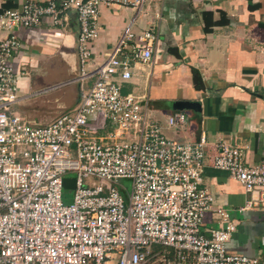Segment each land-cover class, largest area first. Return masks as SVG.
<instances>
[{"label": "built area", "instance_id": "2783aa9c", "mask_svg": "<svg viewBox=\"0 0 264 264\" xmlns=\"http://www.w3.org/2000/svg\"><path fill=\"white\" fill-rule=\"evenodd\" d=\"M117 1L26 0L0 11V29L8 32L0 39V264H264L229 252L237 224L201 187L210 162L258 191L264 205V160L247 163L244 146L225 140L210 155L205 133L196 141L163 133L149 113V98L123 87L133 62L147 63L153 55L151 43L124 52L134 36L131 24L105 60L94 61L95 79L74 112L38 122L16 109L21 72L12 56L21 42L15 29L40 25L45 15L62 24L76 9L86 77L100 8ZM145 1L132 4L141 8ZM154 37L147 30L137 38ZM185 121L184 112L169 116L171 126ZM69 173L75 174L74 192L66 201ZM92 175L102 182L86 185ZM208 211L214 226L205 229Z\"/></svg>", "mask_w": 264, "mask_h": 264}, {"label": "crops", "instance_id": "0c3cea01", "mask_svg": "<svg viewBox=\"0 0 264 264\" xmlns=\"http://www.w3.org/2000/svg\"><path fill=\"white\" fill-rule=\"evenodd\" d=\"M25 2L0 0V11ZM132 2L119 0L101 6V27L92 43L91 73L86 77L81 74L77 52L80 25L76 9L65 14L62 24L45 15L40 25L15 29L21 42L12 56L21 72L16 109L31 120L49 118L61 107L71 106L61 113L74 112L83 89L95 79L94 61L103 62L131 24L134 36L124 52L151 43L153 55L147 63L133 62L132 78L123 87L149 98V113L162 125L163 133L177 141H196L205 133L210 155L216 143L225 140L244 146L247 163L263 161L264 0H146L141 8ZM222 17L224 24L206 31L207 22ZM147 30L154 39L138 40ZM7 35L0 29V39ZM194 70L201 75L198 85ZM66 80L70 83L65 88ZM50 87L56 90L45 95ZM177 103L182 107L176 108ZM175 112H184L186 121L171 126L169 116ZM201 187L214 195L217 205L228 208L237 224L229 252L264 261V205L259 192L247 190L210 162ZM204 223L205 229L214 226L212 211L206 212Z\"/></svg>", "mask_w": 264, "mask_h": 264}, {"label": "rangeland", "instance_id": "374dc122", "mask_svg": "<svg viewBox=\"0 0 264 264\" xmlns=\"http://www.w3.org/2000/svg\"><path fill=\"white\" fill-rule=\"evenodd\" d=\"M68 83H70V82H68V80H66L65 81V84H64V86L66 85V86H68ZM66 86H65V88H66ZM54 87V86H53ZM46 89H48L47 90V94L46 93H44L45 95H48V94H51V93H53L55 90H56V88H53L52 89V87H50V88H46ZM68 89H69V87H68ZM75 89L74 88H72L70 91L71 92H73V96H75V98H77V95H78V92L77 91H74ZM40 93V92H39ZM72 103V101L69 103V105ZM71 106H67V107H61L60 109H58L56 112H55V114L53 115V116H51V117H49V118H37V119H35V121H38V122H46V121H50V120H52V119H54L53 117H55L56 115H58L59 113H61L62 112V110H65L66 108H70ZM71 112V111H70ZM58 113V114H57ZM67 177L68 178H73V177H75V174L74 173H69L68 175H67ZM92 181H95L96 183H101L102 182V179L101 178H99V177H97V176H95V175H92L90 178H86L85 179V184L86 185H89ZM124 182H125V184H126V186H128V187H131V181L130 180H124ZM73 189H74V186L72 185V184H68L67 186H66V192H65V200L67 201V200H70L71 198H72V195H73ZM156 250H162L163 248L162 247H160V246H155L154 247Z\"/></svg>", "mask_w": 264, "mask_h": 264}, {"label": "trees", "instance_id": "16d2710c", "mask_svg": "<svg viewBox=\"0 0 264 264\" xmlns=\"http://www.w3.org/2000/svg\"><path fill=\"white\" fill-rule=\"evenodd\" d=\"M250 7L254 8L255 6L251 5ZM207 14H209V13H207ZM225 22H226V20L224 19V17H222L220 20H217V21H214V20L211 19V21L206 23V31H211L213 26L221 25V24H224ZM193 75H194V79H195V84L198 85L201 82V75L197 72V70H194ZM73 178L72 179L71 178H67L65 180V187L68 184H72L73 185Z\"/></svg>", "mask_w": 264, "mask_h": 264}, {"label": "water", "instance_id": "95a60500", "mask_svg": "<svg viewBox=\"0 0 264 264\" xmlns=\"http://www.w3.org/2000/svg\"><path fill=\"white\" fill-rule=\"evenodd\" d=\"M175 107L176 108H181L182 107V105L181 104H179V103H177V104H175ZM184 107V106H183Z\"/></svg>", "mask_w": 264, "mask_h": 264}]
</instances>
